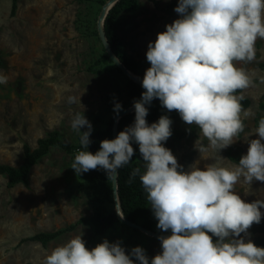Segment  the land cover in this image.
I'll return each instance as SVG.
<instances>
[{"label": "rangeland", "instance_id": "obj_1", "mask_svg": "<svg viewBox=\"0 0 264 264\" xmlns=\"http://www.w3.org/2000/svg\"><path fill=\"white\" fill-rule=\"evenodd\" d=\"M159 1L156 6L150 0H140L136 11L120 16L118 34L125 52L143 62V74L150 67L146 59L149 42H154L167 24L180 18L174 10L178 0ZM103 7L100 0H19L13 9V0H0V75L7 77V83L0 84V164L19 167L24 160V145L33 149L40 138L54 130L67 143H78L80 134L71 128L76 112L91 122V136L106 127L108 111H114L115 103L123 107L130 102V75L117 70H89L103 52L99 33ZM255 48L254 61L234 62L253 81L252 86L236 94L250 100L243 109L253 113L248 117L241 113L245 128L236 141L219 154L210 148L198 151L201 144L208 146L200 130L181 140L171 136L162 142L184 171L208 166L234 168L239 162L230 158L231 148L237 146V157L241 158L247 153L249 141L258 138L255 130L264 118V39H257ZM69 96H75L77 102L69 104ZM164 113L172 120L171 127H190L177 111L165 109ZM135 158L144 169L139 149ZM234 190L246 202L264 199V182L254 180L248 185L241 177ZM261 212L264 214V208ZM92 214L90 194L71 168V156L61 148L52 147L32 167L27 184L10 187L8 176L0 173V264H43L55 247L76 236H81L85 244L93 238L89 250L105 239L110 243L119 241L126 253L140 246L149 261L162 251L161 244L150 234L131 227L116 226L103 236H95L90 221L78 224L45 246L27 239ZM248 231L250 235L245 240L263 239L264 215ZM212 238L214 242L217 239Z\"/></svg>", "mask_w": 264, "mask_h": 264}, {"label": "clouds", "instance_id": "obj_2", "mask_svg": "<svg viewBox=\"0 0 264 264\" xmlns=\"http://www.w3.org/2000/svg\"><path fill=\"white\" fill-rule=\"evenodd\" d=\"M174 10L180 18L148 44L150 67L144 73L141 98L133 102L134 123L114 139L102 140L92 153L91 122L79 112L71 120L85 149L71 164L77 174L99 168L111 176L131 162L132 144H138L145 170L134 168L128 182L139 177L157 228L171 234L158 237L162 251L150 261L140 246L126 253L119 241L105 239L89 250L76 236L55 247L43 264H264V247L244 238L254 223L261 222L264 199L246 202L234 190L241 177L248 185L264 182V118L255 130L258 138L249 141L238 166L188 171L162 143L172 135V120L162 115L151 124L146 121V105L159 99L163 108L177 111L186 124L199 128L208 141L207 148L197 147L199 152L210 148L219 154L236 141L245 128L241 113H253L243 109L244 96L235 93L253 81L234 62L256 58L255 43L264 39V0H178ZM6 83L7 77L0 75V84ZM76 102L75 96L68 97L69 104ZM121 110L115 103L114 111Z\"/></svg>", "mask_w": 264, "mask_h": 264}, {"label": "trees", "instance_id": "obj_3", "mask_svg": "<svg viewBox=\"0 0 264 264\" xmlns=\"http://www.w3.org/2000/svg\"><path fill=\"white\" fill-rule=\"evenodd\" d=\"M19 0H13V9L17 7ZM109 0H100L102 5H105ZM156 6H159V0H150ZM140 0H118L109 10L105 21H104V32L110 43L111 48L118 56V58L123 62V64L128 68L132 73L144 77L142 73V61H138L130 57L124 49L123 39L118 34V28L120 26V16L123 12H134L138 9ZM3 60L0 56V66L2 65ZM90 71L99 72V71H114L117 70L122 72L118 65L114 62L110 54L103 47V52L100 54L99 58L96 60L95 64L89 67ZM144 91L142 84L133 79L129 78L127 81V93L130 98V102L122 107V110L125 108L134 105L135 100L141 98V94ZM241 91H237L238 94ZM242 107H247L250 104L248 98H244L241 101ZM149 112L146 117V121L151 124L158 121V119L165 115L164 110L161 106L159 99H153L150 105H146ZM261 107L264 108V104H261ZM109 119L106 123V127L102 130L95 132L90 136L91 143L88 147V151L95 153L100 148V142L104 139H113V127L115 125V120L117 113L115 111H108ZM135 120V111L123 115L118 123V133L122 131L125 127L134 123ZM172 137L181 140L190 136H193L197 133L199 128L195 125H191L186 129H178L171 127ZM134 148V156L132 157L131 162L120 168L118 170L117 183H118V196L121 204L123 213L126 216V219L136 222L143 226L146 230L154 233L157 236H168L171 234L170 230L163 232L157 228V219L155 218L151 205L147 200V194L144 191L139 177H135L131 183H129L130 173L134 168L139 167L141 172L144 171L142 166L138 163L135 158V154L139 149L138 144H132ZM52 147H58L63 149L66 153L71 156V164L75 158V155L79 151L85 150L80 145V143H67L61 136V133L58 130L51 131L47 136L42 137L38 140V145L35 148H31L28 144L24 145V160L19 167L0 164V173L6 174L8 176V185L10 187L18 184L24 183L27 184L29 180V174L32 167L37 164L43 157H45L52 149ZM239 153V148L233 146L230 150V158L232 160L238 161L240 158L237 157ZM77 174V173H76ZM80 183L84 186L90 194V204L93 209V214L89 218H79L76 222L64 227L50 232H39L31 237L27 238L30 240L39 241L42 245H47L50 241L58 238L62 234L69 232L75 227L86 221L92 222L95 229V236H103L106 232L116 226H126L119 217L117 213L116 199H115V190H114V174L108 176V174L102 169L90 170L81 174H77ZM134 231H140L133 228ZM145 235V233H143ZM153 240H160L158 237L151 236ZM93 241V238L85 244L88 248L90 243ZM257 246L264 247V238L254 241Z\"/></svg>", "mask_w": 264, "mask_h": 264}, {"label": "water", "instance_id": "obj_4", "mask_svg": "<svg viewBox=\"0 0 264 264\" xmlns=\"http://www.w3.org/2000/svg\"><path fill=\"white\" fill-rule=\"evenodd\" d=\"M118 0H109L103 7V10H102V16H101V21L102 23H100L99 25V33H100V37H101V40L103 42V45L106 49V51L110 54V56L112 57V59L114 60V62L118 65V67L123 71L125 72L126 74L130 75L131 79H133L134 81H137L139 82L140 84H142V76H139V75H136L134 73H132L128 68H126V66L123 64V62L118 58V56L115 54V52L113 51V49L111 48L110 46V43L105 35V32H104V21H105V18L110 10V8L117 2ZM134 105H131L130 107L128 108H125L124 110H121L117 116H116V120H115V125L113 127V139L118 135V123H119V120L120 118L125 115V114H128V113H131V112H134ZM117 176H118V170L117 172L114 174V190H115V199H116V206H117V213L119 215V217L121 218V220L123 222H125L126 225H128L129 227L131 228H135V229H138V230H141L145 233H148L150 234L151 236H154V237H159L157 235H155L154 233L146 230L143 226H141L140 224L136 223V222H133V221H130L128 219H126V216L125 214L123 213V210L121 208V204H120V200H119V196H118V193H117V190H118V183H117Z\"/></svg>", "mask_w": 264, "mask_h": 264}, {"label": "bare ground", "instance_id": "obj_5", "mask_svg": "<svg viewBox=\"0 0 264 264\" xmlns=\"http://www.w3.org/2000/svg\"><path fill=\"white\" fill-rule=\"evenodd\" d=\"M101 23H102V21H101Z\"/></svg>", "mask_w": 264, "mask_h": 264}]
</instances>
